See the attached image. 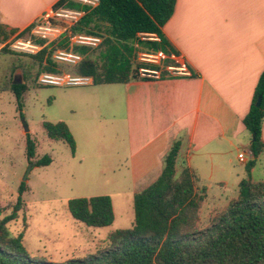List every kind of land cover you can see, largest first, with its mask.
I'll list each match as a JSON object with an SVG mask.
<instances>
[{
    "label": "crops",
    "instance_id": "1",
    "mask_svg": "<svg viewBox=\"0 0 264 264\" xmlns=\"http://www.w3.org/2000/svg\"><path fill=\"white\" fill-rule=\"evenodd\" d=\"M56 1L0 0V24L19 32ZM162 34L167 51L175 52L191 75L108 83L106 101L116 99L106 126L116 124L118 137L115 162L99 166L127 182L124 189L133 198L159 177L164 156L178 141L176 173L188 167L206 193L211 184L238 189L253 158L243 118L264 70V0H176ZM261 139L264 143V118ZM84 141L81 152L75 142L72 154L80 162L108 149L107 137ZM242 151L244 161L238 159ZM254 167L249 177L258 182L251 177Z\"/></svg>",
    "mask_w": 264,
    "mask_h": 264
},
{
    "label": "trees",
    "instance_id": "2",
    "mask_svg": "<svg viewBox=\"0 0 264 264\" xmlns=\"http://www.w3.org/2000/svg\"><path fill=\"white\" fill-rule=\"evenodd\" d=\"M176 0H99L96 7L85 10L74 30L100 35L102 43L94 49L75 46L83 58L74 66V73L91 76L94 85L124 83L137 78L134 60L139 42L146 50L163 49L167 42L162 27L173 13ZM81 8L71 0H57L55 7ZM31 27V26H30ZM30 27L21 31L6 30L0 24V54L9 49L8 38L29 37ZM139 32H154L159 42L141 41ZM63 46V45H59ZM8 48V49H7ZM50 50L27 54L37 60L43 72L60 73ZM11 50V49H10ZM13 51V50H12ZM11 51V52H12ZM96 52V56H94ZM42 73V72H41ZM22 115V95L25 83L10 84ZM260 97V104L256 105ZM264 118V70L254 88L250 108L243 118L251 135L249 145L253 158L246 163L247 178L240 180L237 197L224 211L216 215L209 226L195 227L192 214L198 209L206 194V187L198 185L199 179L188 167L176 173L179 142L172 144L164 156V166L159 177L143 190L133 194V221L129 228L117 229L107 237L108 247L83 259L65 262H44L30 257L23 245L24 232L12 234L6 224L17 219L22 206V193L26 185L21 182L12 209L0 219V264H264V183L254 182L249 173L255 158L264 151L261 125ZM48 137L60 139L75 152V140L62 122H43ZM34 156V143L26 142V158ZM52 162L49 155L35 161L36 166ZM70 215L90 227L109 226L114 219L108 195L70 198L67 201ZM3 211L0 208V214Z\"/></svg>",
    "mask_w": 264,
    "mask_h": 264
},
{
    "label": "rangeland",
    "instance_id": "3",
    "mask_svg": "<svg viewBox=\"0 0 264 264\" xmlns=\"http://www.w3.org/2000/svg\"><path fill=\"white\" fill-rule=\"evenodd\" d=\"M27 34L22 38H27ZM12 37L10 35L8 40ZM59 44L64 45V40ZM10 49L0 54V208L3 209L0 219L11 211L19 184L24 182L26 190L22 193L21 209L17 219L6 224L8 230L12 234L24 232V248L34 259L50 263L83 259L106 249L108 235L117 229L129 228L134 218L132 198L124 189L127 182L121 181L112 169L103 170L99 166L100 162H115L116 124L109 125L108 129L106 118L115 111L116 97L113 95L106 101V90L111 85L105 83L42 85L38 77L43 71L37 60ZM93 55L96 56V52ZM136 64L135 58L134 66ZM74 66L58 63L56 67L73 74ZM14 76L27 85L22 95V115L10 88ZM45 121L64 122L79 152L84 148L85 138L89 137L96 141L107 137L108 149L99 151V156L96 153L97 158L80 162L72 157L66 142L48 137L43 127ZM27 138L34 143V156L30 160L26 158ZM97 149L101 150L100 144ZM43 155H49L52 162L36 166L35 161ZM103 155L107 160L101 159ZM31 162L34 165L27 179L22 181ZM251 177L264 181V154L256 160ZM237 192L232 185L224 188L211 184L192 214L195 227L209 226L237 197ZM97 195H108L111 199L114 219L109 226L90 227L70 215L68 199Z\"/></svg>",
    "mask_w": 264,
    "mask_h": 264
},
{
    "label": "built area",
    "instance_id": "4",
    "mask_svg": "<svg viewBox=\"0 0 264 264\" xmlns=\"http://www.w3.org/2000/svg\"><path fill=\"white\" fill-rule=\"evenodd\" d=\"M81 6L73 8L65 5L55 7L54 5L45 9L32 23L27 38H12L8 43L11 50L23 54H37L42 49L47 51L55 47L51 58L66 65H76L81 61L83 55L74 50L75 46L89 49L97 48L103 37L96 34L74 30L85 10L82 7L91 9L96 7L99 0H71ZM138 38L141 41L159 42L160 37L154 32H139ZM63 39L64 45L59 44ZM63 45V46H59ZM139 42L133 43L136 51L135 75L138 79L157 80L170 76H190L191 72L186 63L181 61L173 51L141 50ZM38 81L42 85H88L92 78L88 75L70 73L42 72ZM240 161L245 160V153L238 154Z\"/></svg>",
    "mask_w": 264,
    "mask_h": 264
},
{
    "label": "water",
    "instance_id": "5",
    "mask_svg": "<svg viewBox=\"0 0 264 264\" xmlns=\"http://www.w3.org/2000/svg\"><path fill=\"white\" fill-rule=\"evenodd\" d=\"M21 83H22L21 80L18 79L16 76H14V78L12 80V84H21ZM259 104H260V97L256 101V105H259ZM25 131H28V128L27 127H25ZM33 165L34 164L31 162V164L26 169V172H25V174H24V176L22 178V181H25L27 179V176H28V174L30 172V169L33 167Z\"/></svg>",
    "mask_w": 264,
    "mask_h": 264
}]
</instances>
